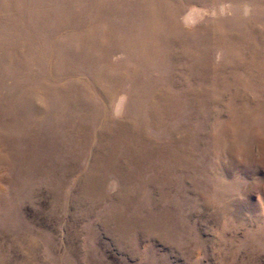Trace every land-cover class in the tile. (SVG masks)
Here are the masks:
<instances>
[{
  "label": "rangeland",
  "instance_id": "rangeland-1",
  "mask_svg": "<svg viewBox=\"0 0 264 264\" xmlns=\"http://www.w3.org/2000/svg\"><path fill=\"white\" fill-rule=\"evenodd\" d=\"M0 264H264V0H0Z\"/></svg>",
  "mask_w": 264,
  "mask_h": 264
}]
</instances>
